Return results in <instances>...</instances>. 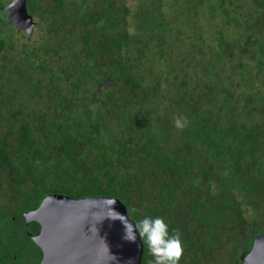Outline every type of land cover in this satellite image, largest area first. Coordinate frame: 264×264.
Masks as SVG:
<instances>
[{"label": "trees", "instance_id": "trees-1", "mask_svg": "<svg viewBox=\"0 0 264 264\" xmlns=\"http://www.w3.org/2000/svg\"><path fill=\"white\" fill-rule=\"evenodd\" d=\"M5 6L0 238L48 195L111 197L179 230V264H243L264 235V0H27L31 36Z\"/></svg>", "mask_w": 264, "mask_h": 264}, {"label": "water", "instance_id": "water-1", "mask_svg": "<svg viewBox=\"0 0 264 264\" xmlns=\"http://www.w3.org/2000/svg\"><path fill=\"white\" fill-rule=\"evenodd\" d=\"M5 1L11 22L31 36L36 24L27 0ZM112 208L135 223L116 198L48 195L38 209L24 215L27 224L40 227L31 239L43 255L41 264H142L145 246L139 234L134 243L125 241L122 223L108 218ZM243 264H264V235L255 239Z\"/></svg>", "mask_w": 264, "mask_h": 264}, {"label": "clouds", "instance_id": "clouds-1", "mask_svg": "<svg viewBox=\"0 0 264 264\" xmlns=\"http://www.w3.org/2000/svg\"><path fill=\"white\" fill-rule=\"evenodd\" d=\"M186 118H176L174 125L178 129L186 127ZM135 211V210H133ZM113 215L108 218L113 221L119 220L124 227L123 239L134 243L137 233L147 251L155 258L154 264H179L183 257L184 248L179 230L171 234L167 223L162 217H145L142 220L132 223L128 215H123L112 208Z\"/></svg>", "mask_w": 264, "mask_h": 264}, {"label": "flooded vegetation", "instance_id": "flooded-vegetation-1", "mask_svg": "<svg viewBox=\"0 0 264 264\" xmlns=\"http://www.w3.org/2000/svg\"><path fill=\"white\" fill-rule=\"evenodd\" d=\"M26 213H24V215ZM30 225L32 224H27L25 220V229L22 228L20 223H17L15 226L18 229L15 232V238H0V264H41L43 255L40 259V249L33 243L31 239V236H36L39 234V232H32L33 230L31 229ZM28 239L33 243L34 246L28 242ZM2 240H5V242L1 243Z\"/></svg>", "mask_w": 264, "mask_h": 264}]
</instances>
